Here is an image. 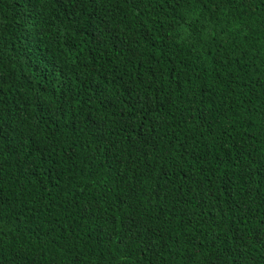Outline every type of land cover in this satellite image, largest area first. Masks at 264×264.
Masks as SVG:
<instances>
[{
    "label": "trees",
    "instance_id": "obj_1",
    "mask_svg": "<svg viewBox=\"0 0 264 264\" xmlns=\"http://www.w3.org/2000/svg\"><path fill=\"white\" fill-rule=\"evenodd\" d=\"M0 264H264V0H0Z\"/></svg>",
    "mask_w": 264,
    "mask_h": 264
}]
</instances>
